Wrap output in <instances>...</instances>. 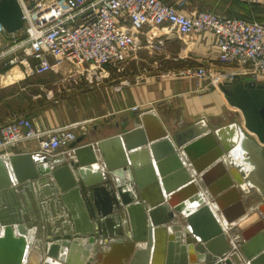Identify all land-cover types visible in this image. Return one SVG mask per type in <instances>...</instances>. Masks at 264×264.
Instances as JSON below:
<instances>
[{"label": "water", "instance_id": "obj_1", "mask_svg": "<svg viewBox=\"0 0 264 264\" xmlns=\"http://www.w3.org/2000/svg\"><path fill=\"white\" fill-rule=\"evenodd\" d=\"M22 24L17 1L0 0V29ZM217 89L240 119L236 143L225 139L234 127L174 130L145 111L115 122L117 134L79 135L63 157H0V264H264V213L248 227L264 207V82L233 76ZM243 184L261 204L239 219ZM226 193L237 194V215ZM236 219L243 242L233 251L224 229Z\"/></svg>", "mask_w": 264, "mask_h": 264}, {"label": "built area", "instance_id": "obj_2", "mask_svg": "<svg viewBox=\"0 0 264 264\" xmlns=\"http://www.w3.org/2000/svg\"><path fill=\"white\" fill-rule=\"evenodd\" d=\"M16 1L23 24L11 34L0 29L4 37H0V74L17 67L23 79L53 73L59 75L58 85L99 86L109 78L106 67L138 62L141 53L146 59L161 56L165 61H177L181 58L167 56V41L186 38L189 42L211 34L214 63L203 53L194 65L165 70L159 77H190L206 82V89H217L233 76L264 82V25L255 21L225 18L205 10L186 15L176 8L186 0H174L173 4L162 0ZM148 67L158 70L159 66L153 62ZM77 131L84 133L79 122L36 128L27 117L14 114L0 124V157L22 151L29 142L36 143L31 152L35 158L55 157L75 141ZM224 234L231 249L237 251L243 240L235 226L224 229Z\"/></svg>", "mask_w": 264, "mask_h": 264}, {"label": "crops", "instance_id": "obj_3", "mask_svg": "<svg viewBox=\"0 0 264 264\" xmlns=\"http://www.w3.org/2000/svg\"><path fill=\"white\" fill-rule=\"evenodd\" d=\"M162 1L168 4H173L174 2V0ZM176 8L180 13L186 15L205 10L221 17L241 19L249 22L255 21L264 25V3L248 4L237 0H186L185 3L176 6ZM155 31L153 30V32ZM0 37H2L1 33ZM2 38L4 39V37ZM203 53L210 56L209 61L215 62V47L211 34H204L189 40V42L186 38L183 40L173 38L166 43V54L169 58L180 57L181 59L165 61V59H160L158 56L146 59L144 54L141 53L138 62H131L123 67H106L105 73L109 75V78L101 84L103 86L89 87L82 83L75 87L78 90L70 96L75 99H73V105L70 104L72 107L69 109L71 110L67 109L66 111L62 107L58 109L57 107L46 108L44 110L40 108L39 111L32 113L30 120L36 128H47L70 122L90 123L89 125L86 124L85 127L83 126L84 133L76 132L77 137L85 134L86 141L90 143L117 134L118 130L114 128V123L128 121L130 113L139 115L145 111H152L162 119L165 126L172 127L174 130H180L192 124H199V126L208 128L211 131L220 127H234V135L230 136V134L226 133L227 137L225 139L236 143V129H239L238 121L240 119L236 117L235 110L226 104L218 89L212 87L206 89V82L197 81L190 77L161 78L157 76L158 71L156 70L146 69L144 71L135 69L139 65L148 67L155 62L159 67L163 63L165 68L175 70L194 65V61L198 62L203 57ZM126 67L128 68L123 71ZM116 69L117 71H115ZM122 72L133 74L132 79L141 76V80L136 83L132 82L131 86L120 88L119 90L118 88L111 89V85L109 88L107 84H112L115 81L114 79L119 78V74ZM16 74H19L16 80L14 79L11 82L9 77L11 83L0 86V112L5 109L4 112L7 115L11 109L8 102V98H11L9 97L8 89L14 85L17 86L19 83L22 85L26 80L22 78L19 70ZM12 98L13 101L17 102L15 95L12 94ZM134 107H137L136 112L132 111ZM16 110H19L18 105L13 111ZM72 111L79 114V117L75 120L66 117ZM11 114L5 118L0 117V124L6 122L12 116ZM105 120L109 121L105 123ZM131 123L129 120V126ZM209 146L210 143H202L198 148V154H208L210 151ZM22 147V152L31 153L35 150L36 143L29 142ZM69 153L70 151L66 147L56 155L63 157ZM229 153H233V150ZM235 160L237 162L233 159L234 164H241L240 160L237 158ZM210 180L215 189L221 187L222 179L219 177V172H213L210 175ZM237 191L238 196H241V207L243 210V216L239 219H243L246 216L248 217L261 204V199L257 196L256 190L251 188L249 184H243L239 189L237 187ZM236 198V193H226L221 200L225 207L228 208V212L231 214L236 213L235 215L239 211V209L232 210ZM254 213L257 214V219L252 220L248 227L254 226L260 220L261 213H264V207L263 212L257 213V211H254ZM239 219H236L232 222L234 224L231 223V225H235Z\"/></svg>", "mask_w": 264, "mask_h": 264}, {"label": "rangeland", "instance_id": "obj_4", "mask_svg": "<svg viewBox=\"0 0 264 264\" xmlns=\"http://www.w3.org/2000/svg\"><path fill=\"white\" fill-rule=\"evenodd\" d=\"M160 59L161 56H158ZM143 59V58H142ZM164 64H161V67H158V77L160 73H164L165 70H170L165 68L163 66ZM128 67H126L123 71H125ZM135 69L143 70V69H151L152 67H145V66H137ZM117 71V69L115 70ZM19 75V74H18ZM17 74H11V77L13 79H17ZM119 78L117 77L114 79L115 81L112 84H107L108 87L111 89L113 88H125L131 86V83H134V80L136 77L132 79V75L129 72H122L119 74ZM59 78L58 74L49 73L45 76H35L31 77L25 80L22 85L19 83L17 86L14 85L8 89V93L10 94L9 97L12 98V94L16 96V101H13V98L9 99V106L11 107L9 114L14 113L18 116H24L27 118L32 117V113L39 111L41 108L42 110L46 108H55L57 109L59 107L64 108V110L67 111V109L71 108L73 105V99L74 97H70L75 91L78 89L75 88L73 84H56L57 79ZM4 83V82H3ZM111 85V86H110ZM103 86V85H101ZM70 94V95H69ZM75 100V99H74ZM71 104V105H70ZM18 105L19 110L13 111L16 106ZM71 110V109H69ZM235 110V109H234ZM5 109L0 112V117H8L7 113L5 114ZM31 112V113H30ZM236 112V111H235ZM17 113V114H16ZM11 114V115H14ZM10 117V116H9ZM68 119L75 120L77 117H79V114L72 111L69 112V114L66 116ZM9 119V118H8ZM72 123V122H70ZM84 127L85 125H89L90 123L87 122H79ZM84 123V124H83Z\"/></svg>", "mask_w": 264, "mask_h": 264}, {"label": "bare ground", "instance_id": "obj_5", "mask_svg": "<svg viewBox=\"0 0 264 264\" xmlns=\"http://www.w3.org/2000/svg\"><path fill=\"white\" fill-rule=\"evenodd\" d=\"M18 71V68L17 67H14V68H11L9 71H7L6 73H1L0 74V86L4 85V84H10L14 79L11 77V74H16ZM9 77L11 78L10 81H9ZM5 82V83H3ZM234 135V134H233ZM63 154V153H62ZM241 157L240 155H238L236 152L232 154V158L234 159L235 162H237L235 159L237 158L238 160H240L241 162ZM234 224V223H232ZM80 243L82 245H85L86 246V241L85 240H80ZM104 247V246H103ZM102 246H100L101 249H103Z\"/></svg>", "mask_w": 264, "mask_h": 264}]
</instances>
